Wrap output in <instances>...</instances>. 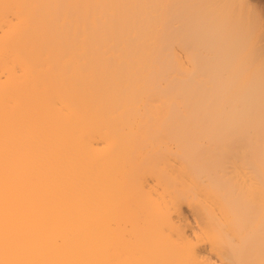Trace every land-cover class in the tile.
<instances>
[{"label":"bare ground","instance_id":"1","mask_svg":"<svg viewBox=\"0 0 264 264\" xmlns=\"http://www.w3.org/2000/svg\"><path fill=\"white\" fill-rule=\"evenodd\" d=\"M252 3L0 0V264H264Z\"/></svg>","mask_w":264,"mask_h":264},{"label":"rangeland","instance_id":"2","mask_svg":"<svg viewBox=\"0 0 264 264\" xmlns=\"http://www.w3.org/2000/svg\"><path fill=\"white\" fill-rule=\"evenodd\" d=\"M250 2L251 3L253 2L254 5H256V6L258 5L259 6L258 9L263 10V12H264V0H250ZM263 16H264V14H263ZM262 19H263V22H264V17H262Z\"/></svg>","mask_w":264,"mask_h":264}]
</instances>
